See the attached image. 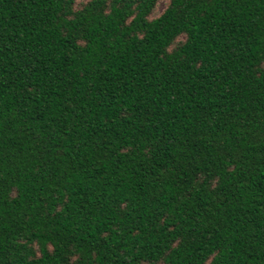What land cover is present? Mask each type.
<instances>
[{"label":"trees","instance_id":"1","mask_svg":"<svg viewBox=\"0 0 264 264\" xmlns=\"http://www.w3.org/2000/svg\"><path fill=\"white\" fill-rule=\"evenodd\" d=\"M0 0V264H264V0Z\"/></svg>","mask_w":264,"mask_h":264},{"label":"rangeland","instance_id":"2","mask_svg":"<svg viewBox=\"0 0 264 264\" xmlns=\"http://www.w3.org/2000/svg\"><path fill=\"white\" fill-rule=\"evenodd\" d=\"M167 0H159L156 6V10L154 11L153 15H158L162 9L165 7Z\"/></svg>","mask_w":264,"mask_h":264}]
</instances>
